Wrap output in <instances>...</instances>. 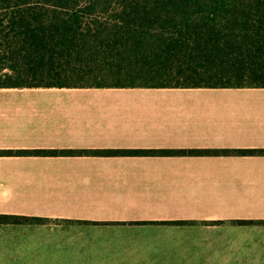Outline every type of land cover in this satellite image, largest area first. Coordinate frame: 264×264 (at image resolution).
<instances>
[{"label": "crops", "instance_id": "obj_1", "mask_svg": "<svg viewBox=\"0 0 264 264\" xmlns=\"http://www.w3.org/2000/svg\"><path fill=\"white\" fill-rule=\"evenodd\" d=\"M225 149L0 155L1 259L264 264V87H0V149ZM31 261V262H30Z\"/></svg>", "mask_w": 264, "mask_h": 264}, {"label": "trees", "instance_id": "obj_2", "mask_svg": "<svg viewBox=\"0 0 264 264\" xmlns=\"http://www.w3.org/2000/svg\"><path fill=\"white\" fill-rule=\"evenodd\" d=\"M24 86L264 87V0H0V87ZM209 151L229 150L0 149V155ZM28 218L0 213V223Z\"/></svg>", "mask_w": 264, "mask_h": 264}, {"label": "rangeland", "instance_id": "obj_3", "mask_svg": "<svg viewBox=\"0 0 264 264\" xmlns=\"http://www.w3.org/2000/svg\"><path fill=\"white\" fill-rule=\"evenodd\" d=\"M19 215V214H18ZM28 216V215H25ZM30 218L25 219L24 221L20 223H0V226L4 225H15V226H35L43 223H54V220L50 221L49 219L39 217V216H29ZM5 252H0V256H5ZM25 260H20V259H13L11 260H5L0 258V264H25ZM31 262V261H30Z\"/></svg>", "mask_w": 264, "mask_h": 264}]
</instances>
